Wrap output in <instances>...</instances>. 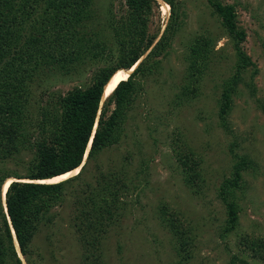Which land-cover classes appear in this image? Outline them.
I'll return each mask as SVG.
<instances>
[{
	"label": "trees",
	"instance_id": "obj_1",
	"mask_svg": "<svg viewBox=\"0 0 264 264\" xmlns=\"http://www.w3.org/2000/svg\"><path fill=\"white\" fill-rule=\"evenodd\" d=\"M162 1L171 7V15L165 28L159 24L153 32V18L160 15L158 0H124L120 11L113 3L109 18L98 26L92 23L95 0H0V264H25L20 254L30 263L32 243L41 228L52 223L57 205L65 202L66 187L75 181L88 182L83 176L89 164L127 136L126 127L146 92V82L162 76L164 59L173 49L185 20L176 0ZM206 1L223 34L207 29L192 37L182 55L185 69L174 104L181 107L200 96L207 75L225 59L223 49H216L225 37L236 57L232 74L223 81L219 100L218 116L221 126L228 130L233 96L246 81L244 74L256 65L244 50L248 33L238 23L236 7L221 0ZM97 35L102 41L94 59H104L109 65L93 71L87 87L77 86L65 94L52 91L55 75L75 73L79 78L92 72L89 63L93 37ZM107 51L111 57L105 55ZM141 60L129 78L103 101L109 80L111 83L129 72ZM36 82V88L41 85L37 103L33 99ZM43 83L46 89H42ZM34 115L38 116L36 122ZM23 154L29 159H23ZM87 154L86 163L75 177L53 184L41 182L81 167ZM236 156L233 178H226L219 189V198L227 210L223 236L237 230L240 182L243 172L255 167L253 159ZM176 157L186 173V184L197 193L205 181L202 159L188 146ZM15 160L26 167L24 177L6 169L7 163ZM103 169L97 168L98 186L87 184L81 191L72 223L86 264H105L106 234L121 219L127 206L123 199L136 186L127 171ZM14 177L32 182H12L4 201L3 188ZM164 214L163 225L177 239L175 252L181 258L180 264H184L194 250V231L184 226V216L176 211ZM241 244L254 261L235 257L233 263L239 259L241 264H264L263 237L244 236Z\"/></svg>",
	"mask_w": 264,
	"mask_h": 264
},
{
	"label": "rangeland",
	"instance_id": "obj_2",
	"mask_svg": "<svg viewBox=\"0 0 264 264\" xmlns=\"http://www.w3.org/2000/svg\"><path fill=\"white\" fill-rule=\"evenodd\" d=\"M221 1L236 7L238 23L248 33L244 50L256 65L244 74L246 81L233 96L234 105L227 116L228 130L221 126L219 100L223 81L232 74L236 57L225 37L216 47L223 49L225 59L207 75L200 96L181 107L174 104L185 69L182 55L187 52L192 37L207 29L223 34L206 0H176L185 20L173 49L164 59L162 76L147 80L146 92L126 127L127 136L89 164L83 176L88 182L75 181L66 187L65 202L57 205L51 215L52 223L45 224L34 239L30 263L22 257L25 264H86L72 223L81 191L87 184L98 186L95 179L98 167L107 172L109 167L127 171L130 180L136 181V186L123 199L127 206L121 219L106 234L105 264H180L181 258L175 252L178 241L163 225L162 218L168 211L183 215L184 226L194 231V250L189 252L191 258L184 264H241L239 259L233 263L235 257L253 263L251 254L244 251L241 237L264 238V0ZM113 3L120 11L124 0H95L96 13L92 17L95 26L109 18ZM159 11L160 15L153 18V32L159 24L165 28L171 7L167 15L162 5ZM101 41V36L93 37L89 63L92 72L79 78L75 73L66 77L55 75L52 91L65 94L74 87L91 84L93 71L109 65L104 59H94ZM105 55L111 57L109 51ZM254 72H257L255 77ZM37 83L33 87L36 103L40 100L37 90L41 91V85L39 89L35 87ZM47 87L43 83L42 89ZM37 117L34 115V122ZM186 146L202 159L205 181L200 182L203 184L197 193L186 184V173L176 157ZM236 155L253 159L255 167L243 172L240 182L237 230L223 236L227 210L219 198V189L226 178H233ZM22 158L28 160L29 156L23 154ZM6 169L21 177L27 174L26 167L16 160L7 163Z\"/></svg>",
	"mask_w": 264,
	"mask_h": 264
},
{
	"label": "bare ground",
	"instance_id": "obj_3",
	"mask_svg": "<svg viewBox=\"0 0 264 264\" xmlns=\"http://www.w3.org/2000/svg\"><path fill=\"white\" fill-rule=\"evenodd\" d=\"M160 3H161V5H162V11L167 15L169 12H170V6L166 3V2H162V1H160V0H158ZM140 62H138L137 63V65L135 66V67H133L132 69H130V70H128L129 72H127V73H124V76L122 75V76H120V77H117L116 79H114L111 83H110V81L111 80H109V82L107 83V85L105 86V89H104V92H105V94H104V97H103V100H105V99H107L109 96H111V94L114 92V90L116 89V87H117V85L122 81V80H126V79H124L123 77H129L130 75H131V73L134 71V69H136L137 68V66H138V64H139ZM122 72H125V71H122ZM113 77V76H112ZM110 83V84H109ZM109 84V85H108ZM89 150H90V148H89ZM87 157H88V154L86 155V157H85V160L87 159ZM83 166H84V163H83V165L81 166V167H79V168H77V169H75V170H73V171H71V172H69V173H67V174H64V175H62V176H58V177H56V178H54V179H49V180H44V181H41L42 183H46V184H49V183H59V182H62V181H65V180H67V179H69V178H72V177H75L79 172H80V169H82L83 168ZM14 181H19L18 179H15V178H13L12 180H9L8 182H7V184H5L6 186H4L5 188H3V198H5L6 196V193H7V190H8V188H9V186H10V184L12 183V182H14ZM21 181H25V182H32V181H30V180H21ZM35 182H37V181H35ZM18 244V243H17ZM17 247H19L18 245H17ZM19 249V248H18ZM21 255V257H23L22 256V254H20Z\"/></svg>",
	"mask_w": 264,
	"mask_h": 264
},
{
	"label": "water",
	"instance_id": "obj_4",
	"mask_svg": "<svg viewBox=\"0 0 264 264\" xmlns=\"http://www.w3.org/2000/svg\"><path fill=\"white\" fill-rule=\"evenodd\" d=\"M145 57H146V56H145ZM145 57H143V59H144ZM143 59H142V60H143ZM142 60L140 61V63L142 62ZM140 63H139V64H140ZM139 64H138V65H139ZM134 70H135V69H134ZM133 72H134V71H133ZM133 72H132V73H133ZM132 73H131V74H132ZM104 94H105V92H104ZM103 97H104V96H103ZM105 100H106V99H105ZM105 100H103V101H105ZM85 163H86V161H85ZM85 163H84V164H85ZM19 182H21V181H19Z\"/></svg>",
	"mask_w": 264,
	"mask_h": 264
}]
</instances>
